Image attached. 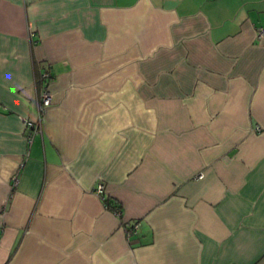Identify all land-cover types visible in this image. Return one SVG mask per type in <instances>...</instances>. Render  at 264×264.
I'll return each mask as SVG.
<instances>
[{
	"label": "crops",
	"instance_id": "1",
	"mask_svg": "<svg viewBox=\"0 0 264 264\" xmlns=\"http://www.w3.org/2000/svg\"><path fill=\"white\" fill-rule=\"evenodd\" d=\"M260 27L264 0H0V264H264Z\"/></svg>",
	"mask_w": 264,
	"mask_h": 264
},
{
	"label": "built area",
	"instance_id": "2",
	"mask_svg": "<svg viewBox=\"0 0 264 264\" xmlns=\"http://www.w3.org/2000/svg\"><path fill=\"white\" fill-rule=\"evenodd\" d=\"M264 34V28L260 27L258 29V35L259 36H262ZM49 77V74L48 73H44L43 74V78L44 79H48ZM51 103V94L50 92L47 90V87L46 85H44L39 93V96H38V107H39V111H40V115H39V118L37 120V122H31V121H28V120H23V123L25 124L26 127H35L37 129H40L41 127V121H42V112L44 110V108L46 106H48L49 104ZM16 181V179H15ZM105 189V186L103 185L102 182H99L96 186V188H94V191L98 192V193H102ZM104 199V197H103ZM113 212L116 214V215H120V209L118 208V206H115L113 208ZM139 227V224L138 222H135L133 224H130L128 225V231H127V234L131 233L132 231H135L137 230Z\"/></svg>",
	"mask_w": 264,
	"mask_h": 264
},
{
	"label": "trees",
	"instance_id": "3",
	"mask_svg": "<svg viewBox=\"0 0 264 264\" xmlns=\"http://www.w3.org/2000/svg\"><path fill=\"white\" fill-rule=\"evenodd\" d=\"M105 202H106V204H109V205H111L112 204V202H110V201H108V199L107 200H105ZM108 205V206H109ZM110 207H112V206H110ZM114 207V206H113Z\"/></svg>",
	"mask_w": 264,
	"mask_h": 264
}]
</instances>
